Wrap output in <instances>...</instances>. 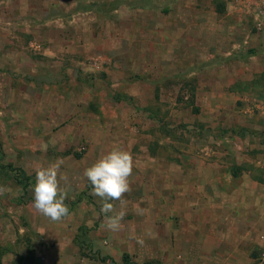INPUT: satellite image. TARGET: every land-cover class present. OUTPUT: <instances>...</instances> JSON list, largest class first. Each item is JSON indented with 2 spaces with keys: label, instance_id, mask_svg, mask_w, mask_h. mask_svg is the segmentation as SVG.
<instances>
[{
  "label": "rangeland",
  "instance_id": "374dc122",
  "mask_svg": "<svg viewBox=\"0 0 264 264\" xmlns=\"http://www.w3.org/2000/svg\"><path fill=\"white\" fill-rule=\"evenodd\" d=\"M41 1L42 13L34 15L26 0H0V188L10 190L0 195V264H60L58 253L69 246L80 250L72 242L76 243L70 238L73 236H79L78 242L84 244L80 251L85 261L93 263L100 259L85 242L89 233L99 237L105 247L127 244L132 249L138 241L119 238L116 232L102 228L103 219L77 222L80 215L95 211L105 215L101 212V198L93 194L92 185L84 176L85 169L108 151L122 149V143L111 141L110 136L137 134L135 124L122 128V116L131 110L122 105L120 98L114 101L106 94L109 89L132 93L135 88L110 81L109 71L117 72V61L122 63V54L130 42L137 40L141 45L142 38L140 49L150 53L155 39L151 29L173 24L176 39L201 46L198 53L202 59L190 58L194 63L185 69L186 77H177V70L175 78L160 88L153 99L149 94L151 87L144 85V99L153 102L156 120L147 131L156 142L146 146L155 152L173 146L181 150L184 137L205 134L227 140L232 136L230 121L234 120L235 111H245L254 95H237L230 89L224 95H211L205 84L215 76L207 73L229 77L230 64H220L227 53L240 59L236 71L250 79L242 80L243 86L248 87L264 72V0H95L90 4L81 0L79 7L75 0ZM55 6L58 9L51 12L49 8ZM81 11L84 14H78ZM17 23L22 26L11 31L10 24ZM28 24L31 28L26 27ZM88 26L90 30L86 29ZM231 26H236L234 33L228 31ZM234 38L240 44L236 51L229 46ZM210 55L215 59L203 64L202 60ZM202 64L199 76L192 75ZM55 68L68 74L59 81L58 89L46 87L47 81L35 75L39 70L54 72ZM30 73L35 74L31 77ZM255 81L264 83V76ZM63 82L68 84L62 85ZM224 83L228 80L224 79ZM73 87L78 94L71 96L74 105L69 107L66 100ZM214 99L223 106L216 114L223 127L208 128L211 123L206 120H214L209 109L213 108L210 103ZM173 140L180 143H172ZM139 146L135 144V149ZM56 162H60V174L67 176L60 186L67 193L69 215L54 222L34 208L33 188L36 170ZM143 181L154 178L143 176ZM85 202L99 206L94 209L90 205L82 214L77 212L79 204ZM110 214L114 213L107 215ZM127 216L128 229L133 231L135 213L128 212ZM153 225L148 234L154 239L149 240L148 252L156 257V263L150 264H165L168 240L158 236V227L165 223ZM80 226L83 227L79 229ZM59 232L63 236L58 238ZM140 249L135 247L136 251ZM134 252L127 255V261L143 264ZM202 258L208 264V256ZM70 261L67 258L65 262L72 264ZM222 264L227 262L222 260Z\"/></svg>",
  "mask_w": 264,
  "mask_h": 264
},
{
  "label": "crops",
  "instance_id": "0c3cea01",
  "mask_svg": "<svg viewBox=\"0 0 264 264\" xmlns=\"http://www.w3.org/2000/svg\"><path fill=\"white\" fill-rule=\"evenodd\" d=\"M26 1L29 8L34 9V15L42 13L41 0ZM80 1L75 0L74 4L79 7ZM94 1L88 0L86 4ZM57 9L58 6L49 8L51 12ZM78 14L84 13L81 11ZM19 24H10L9 29L12 31L22 26ZM26 27L31 28V25ZM90 27L86 29L90 30ZM235 29L236 26H231L228 31L234 33ZM151 31L155 34V39L150 53L140 49L144 43L142 38L139 40L141 45L134 40L122 54V63L117 61V72L109 71L110 81L121 82L128 89L134 87V92L109 89L106 93L114 101L120 98L122 105L131 110L129 114L122 116V128H132V124H135L134 130L138 134L122 133V136L113 138L110 136L111 141L122 143V149L131 154L134 166L129 178L131 191L124 195L126 203L122 205L116 200L109 202L114 205L115 212L125 213L121 221L122 229L116 232L118 237L138 240L132 249H141L134 252L127 244L105 247L99 237L89 233L85 242L100 260L93 263L85 261L87 259L80 251V246L84 244L78 242L79 236L70 238L76 240V243L72 242L80 250L74 246V251L73 246H69L65 253H58L57 258L61 261L60 264H66L67 258L72 260V264H125L124 258L134 252L138 253L140 260L143 259V264L154 263L156 257L148 252L149 240L154 239L151 238L152 234H148L149 228L154 227L155 223H165L164 227H158V236L168 240L165 264H204L202 257L206 255L208 264H222V260L227 264H251V261L257 264L263 247L261 237L264 236V83L260 84L255 80L264 76V72L256 76L248 87L246 84L243 86L241 81L247 74L236 71L239 69L240 59L236 55L233 57L232 53L225 54V58L220 59V64L222 67L223 64H230L229 77L220 78L217 72H208V75L215 76L210 77L208 84H205L210 87V94L224 95L230 89V92L237 95H254L245 111H235L234 120L230 121L231 138L222 140L207 134L197 138L184 137L181 150H176L173 146L167 151H152L150 145L146 144L156 142V138L147 131L156 120L152 112L153 102L144 99L147 92L144 85L151 87L149 94L150 99H153L155 94H159L160 88L167 86V82L175 78L177 70V77L184 79L185 69H189L194 63L190 58L194 57L195 61L202 59V55L198 53L200 45L194 46L188 41L175 38L174 25L171 23L156 25ZM233 40L235 42L229 46L232 51H236L240 44L235 38ZM213 59L215 56L210 55L202 63ZM203 64L193 70L192 75L199 76ZM33 74L35 73H30L31 77ZM35 75L47 81L46 87L58 89L59 81L66 79L68 74L62 68H55L54 72L39 70ZM224 79L228 80L227 84ZM247 80L250 79L247 77ZM69 94L66 101L72 107L74 104L71 103V98L78 94V89L71 88ZM211 102L210 106L213 105V108L209 109L213 111L214 120H206L211 123L208 128L219 127L220 120L216 116L223 106L217 103V99ZM174 141L180 143L176 140L172 143ZM135 144H140L138 150L135 149ZM143 176H152L154 181L144 182ZM90 205L94 209L99 206L81 203L77 205V212L90 209ZM128 212L135 213L133 231L128 229ZM111 215L113 214L109 216ZM104 216L95 211L88 216L80 215L77 222L104 221ZM81 227L83 226L79 229ZM58 234V238L63 236L62 232Z\"/></svg>",
  "mask_w": 264,
  "mask_h": 264
},
{
  "label": "clouds",
  "instance_id": "9594fccd",
  "mask_svg": "<svg viewBox=\"0 0 264 264\" xmlns=\"http://www.w3.org/2000/svg\"><path fill=\"white\" fill-rule=\"evenodd\" d=\"M60 162L36 170L34 193V208L50 220L57 222L69 215L65 204L67 193L61 188L60 182L67 181V176L60 174ZM133 158L123 149L114 148L100 156L84 171V176L92 185L93 194L101 198V212L105 214L101 224L112 232L122 229L123 211L115 212L114 205L109 201H120L125 204L124 195L131 191L130 176L133 170ZM8 189L0 188V195ZM110 212L115 214L109 216Z\"/></svg>",
  "mask_w": 264,
  "mask_h": 264
},
{
  "label": "built area",
  "instance_id": "2783aa9c",
  "mask_svg": "<svg viewBox=\"0 0 264 264\" xmlns=\"http://www.w3.org/2000/svg\"><path fill=\"white\" fill-rule=\"evenodd\" d=\"M262 13L264 14V11ZM261 242L263 244V247L260 252L257 264H264V236L261 237Z\"/></svg>",
  "mask_w": 264,
  "mask_h": 264
},
{
  "label": "trees",
  "instance_id": "16d2710c",
  "mask_svg": "<svg viewBox=\"0 0 264 264\" xmlns=\"http://www.w3.org/2000/svg\"><path fill=\"white\" fill-rule=\"evenodd\" d=\"M127 258H128L127 256L124 258V263H125V264H132V263H129V262L127 261Z\"/></svg>",
  "mask_w": 264,
  "mask_h": 264
}]
</instances>
